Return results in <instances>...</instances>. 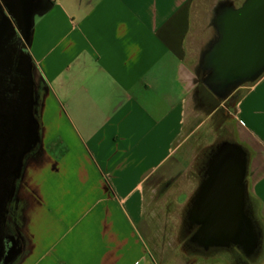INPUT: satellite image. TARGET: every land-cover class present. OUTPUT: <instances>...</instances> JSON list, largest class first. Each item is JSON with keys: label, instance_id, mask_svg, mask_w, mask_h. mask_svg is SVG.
<instances>
[{"label": "crops", "instance_id": "1", "mask_svg": "<svg viewBox=\"0 0 264 264\" xmlns=\"http://www.w3.org/2000/svg\"><path fill=\"white\" fill-rule=\"evenodd\" d=\"M207 2L34 5L41 155L23 174L18 264H147L145 186L179 171L195 72L185 45ZM236 105L264 150V72ZM253 188L264 211V172Z\"/></svg>", "mask_w": 264, "mask_h": 264}, {"label": "water", "instance_id": "2", "mask_svg": "<svg viewBox=\"0 0 264 264\" xmlns=\"http://www.w3.org/2000/svg\"><path fill=\"white\" fill-rule=\"evenodd\" d=\"M19 18L28 42L30 2L21 7ZM232 23L236 25L228 31L229 39L218 47L219 56L207 62L209 65L203 62L212 69L194 68L200 84L193 86L191 102L215 122L219 121L221 105L231 99L234 89L257 79L264 70V0H242L232 15ZM30 117L37 127V119L32 114ZM226 119L221 126L219 122L214 124L212 139L197 148L187 165L197 179V186L181 204L177 222V236L181 238L179 250L193 254L208 251L212 255L225 249L215 248L213 240L222 235L230 240L238 233L241 253L254 257L261 249L262 231L249 206V190L253 187L249 175L251 153L237 139L234 114L229 112ZM237 189L241 192L240 200L234 196ZM254 196L261 205V197ZM236 207L241 208L239 216L231 213Z\"/></svg>", "mask_w": 264, "mask_h": 264}, {"label": "flooded vegetation", "instance_id": "3", "mask_svg": "<svg viewBox=\"0 0 264 264\" xmlns=\"http://www.w3.org/2000/svg\"><path fill=\"white\" fill-rule=\"evenodd\" d=\"M26 2H30L32 14L34 5L42 4L44 0H0V264H15L23 255V252L20 253V249H22L20 245L24 243L20 237L18 241L19 229L16 211L17 206L18 208L20 206V200L16 199V189L23 169L31 160L35 150L38 149V140L35 141L36 134L39 135L38 126L36 127L30 115L32 114L38 122L37 110L41 105L42 89L39 86V81L35 80L34 62L28 49L29 41L25 40V33L19 18L21 7ZM241 3L242 0H208L206 7L201 11L203 22L199 23L193 31L196 52L193 68L197 71L212 69L210 66H204L203 62H211L219 56L220 49L218 47H221L224 41L229 39L227 38L228 31L233 30L236 25L232 23V15ZM198 75L195 71L194 85L200 84L197 79ZM255 80L238 85L231 94V99L221 105L219 121H216L220 126L228 119H226V115L229 112L236 116L238 112L236 103L239 99L240 88ZM190 107L194 113L203 114L200 108L194 106L193 102ZM204 122L212 128H214V124H218L214 119L206 117ZM236 135L237 139L244 143L251 153L249 175L252 180L255 157L259 154V150L255 143L241 136L238 131H236ZM200 144L201 142L197 144L196 139L194 140L193 154ZM25 150L26 152L21 155V152ZM183 178L186 186L179 194L184 193L185 200L197 186V179L191 171ZM249 192H251V194L249 193V206L253 215L257 217L262 231L261 249L254 257H247L241 253L238 233L236 238L232 237L230 240H225L223 235L213 240L212 243L217 246L215 248L225 249L212 255L208 251L200 254L180 251L181 238L177 236V222L184 200L175 203L174 209H172L173 213L169 210L170 214L175 215L176 223L173 227L168 226L164 230L163 236L172 248L184 257L199 256L202 260L204 259L205 264H264V211H262L259 200L255 198V193L251 188ZM234 196L236 200H240L239 189L236 190ZM233 212L239 216L241 208L236 207V211L231 209V213ZM240 256L243 260H240ZM198 262L199 260L195 261V263Z\"/></svg>", "mask_w": 264, "mask_h": 264}, {"label": "rangeland", "instance_id": "4", "mask_svg": "<svg viewBox=\"0 0 264 264\" xmlns=\"http://www.w3.org/2000/svg\"><path fill=\"white\" fill-rule=\"evenodd\" d=\"M197 10H193L192 12V28L191 32L189 33L187 40H186V57L190 60H194L196 56L194 42H193V29L198 26L199 23L203 22L202 15H198ZM39 86L41 89L45 88V83L40 79ZM247 90V86L241 87L239 91V97ZM43 92V91H42ZM40 111V105L38 106L37 113ZM36 113V114H37ZM38 116V114H37ZM204 114H197L192 111L191 107L189 106L188 113L186 116V125L185 130L180 138V145L178 147V151L176 154V161L178 160L180 164V168L178 173L174 174L172 177H161L158 179H153L151 183H148L145 191V235H146V243L148 247V260L151 259L155 264H170L173 260V253L174 249L172 248L171 244L167 242V239L163 234L165 233L164 230L172 223V214L174 209L175 203L177 204L179 201L184 200L185 196L184 193H180L185 189L186 182H184V178L182 177V172L188 165L193 151L195 149V145H193L194 140L196 139V143L204 144V140L206 142L210 141L214 135V131H209L206 127L204 122ZM204 122V123H203ZM234 124L236 127V131L239 132L241 136L251 140L253 143L256 144L257 149L259 150V154L256 156L258 161L264 160V150L261 149L259 137H257L256 131L258 130L256 126L254 128H250V130H246L242 128L241 123L239 122L238 118L234 116ZM206 128V129H205ZM203 142V143H202ZM200 144V145H201ZM199 145V146H200ZM198 146V147H199ZM197 147V148H198ZM41 155V152L37 150L32 156L31 160L28 162L27 166L22 171L20 176V180L17 184L16 199L20 200V194L22 192V179L23 174L26 168L31 164L36 158ZM255 164H257V162ZM255 182V181H254ZM254 184V183H253ZM254 191V188L252 187ZM21 203V202H20ZM19 205L21 206V204ZM173 204V205H172ZM20 206L16 211V219L17 223L22 218L20 213ZM170 210V212H169ZM263 210V209H262ZM20 222V221H19ZM19 226V223H18ZM18 236V241H19ZM27 244H22L20 247V253L26 251ZM17 261L15 264H18ZM180 264V262H177Z\"/></svg>", "mask_w": 264, "mask_h": 264}, {"label": "trees", "instance_id": "5", "mask_svg": "<svg viewBox=\"0 0 264 264\" xmlns=\"http://www.w3.org/2000/svg\"><path fill=\"white\" fill-rule=\"evenodd\" d=\"M205 127L209 130V131H214V129L212 128V126L205 124ZM205 128V129H206ZM204 142H206V139L204 140ZM258 161L257 157H255V162ZM189 169L186 166V168L184 169V171L182 172V177H186L187 175H189ZM264 172V160H259L257 162V164H255V170L253 172L252 175V182L254 183V181ZM254 192V191H253ZM255 193V192H254ZM256 194V193H255ZM172 223L169 225V227H173L174 224L176 223V217L173 214L172 218ZM198 263H195V261H198ZM204 260V259H203ZM202 260L201 257L199 256H191V257H184L182 254H180L179 252H177L176 250L173 253V260L170 264H177V262H180V264H205L204 261ZM147 264H155L151 259L147 260Z\"/></svg>", "mask_w": 264, "mask_h": 264}]
</instances>
